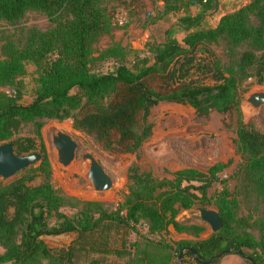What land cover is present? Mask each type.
Returning a JSON list of instances; mask_svg holds the SVG:
<instances>
[{
	"label": "trees",
	"instance_id": "trees-1",
	"mask_svg": "<svg viewBox=\"0 0 264 264\" xmlns=\"http://www.w3.org/2000/svg\"><path fill=\"white\" fill-rule=\"evenodd\" d=\"M156 1L162 2L165 13L180 15L162 31L158 42L146 43L147 56L134 51L128 62L127 53L116 43L93 55L92 44L110 36L119 25L103 0H0V21L16 24L33 12L51 24L43 32L32 29L17 44L6 37L0 46V88H9L0 91V143L10 142L18 155H38L34 167L31 163L7 181L0 178V264H73L81 258V264H129L131 244L124 234L136 233L141 221L146 229L143 238L149 241L167 233L168 227L175 232H200L201 226L187 225L176 216L196 201L207 203V188L215 181L222 186L214 200L221 227L201 241H176V253L189 247L201 261L212 259L209 264H219V257L213 256L227 248L263 264L264 220L256 224L236 218L232 210L235 191L229 192L224 180L216 176L229 162L214 163L204 171L177 169L171 179H157L131 165L123 200L112 211L99 210L95 216L87 207L75 214L64 213L67 201L50 183L40 141L41 122L35 119H69L71 128L100 150L137 157L153 125L148 119L150 108L158 102H173L189 106L196 117L210 111L233 113L232 144L241 157L235 171L238 193L264 200V130L243 122L239 109V95L245 90L241 84L247 79L256 84L263 81L264 0H246L205 28L200 26L202 10L192 15L190 7L216 0ZM173 27L182 32L179 41L171 33ZM218 44L224 63L211 47ZM105 59L114 61L111 71L92 70L93 62ZM26 64L34 66L35 78L31 101L23 104V85L17 78L25 73ZM207 76L210 84L202 81ZM24 121H34V136L15 135ZM34 179L37 183L31 184ZM251 225L258 226L259 241L240 232ZM59 234H73L74 242L54 252L40 240L43 235ZM107 254L121 262L108 263ZM182 259V263L201 264L188 251Z\"/></svg>",
	"mask_w": 264,
	"mask_h": 264
},
{
	"label": "rangeland",
	"instance_id": "rangeland-1",
	"mask_svg": "<svg viewBox=\"0 0 264 264\" xmlns=\"http://www.w3.org/2000/svg\"><path fill=\"white\" fill-rule=\"evenodd\" d=\"M105 4L112 8L114 20H121V24L110 36H102L97 42L92 44L93 55L108 47L112 43L118 44L126 53L130 62L134 51L139 56H147V42H158L162 31L171 27L179 12L165 13L162 2L156 0H123L124 4H117L114 0H103ZM128 2L132 4L127 7ZM246 0H216L214 4L201 7H190V13L196 14L202 10L201 27H212L217 22L220 15L235 10L242 6ZM51 24L45 16L38 13H27L16 24H9L0 21V46L5 38H9L14 43L23 41V35H27L32 29L43 32ZM171 33L178 41L182 32L172 28ZM215 53L224 63L221 45L211 46ZM112 59L96 60L91 64L93 71L109 72L113 69ZM25 73L17 79L21 81L23 96L21 103L26 104L31 101V93L34 86L35 68L32 64L24 66ZM202 81L210 84L209 77H204ZM245 89L240 93L239 109L241 118L246 122H251L259 130H264V104L259 106L254 112H249L247 108L240 104L246 96L252 92H264V76L261 84H256L253 79H247L240 86ZM0 91H9L7 87H1ZM148 119L153 123L149 137L142 143L138 156L130 153H106L100 150L86 136L73 130L70 120H55L48 118L35 119L40 121L39 128L40 141L44 148V153L49 165V179L52 187L61 194L67 201L62 208L67 215L77 213L81 207L89 208V213L96 215V212L103 210L112 211L121 202L126 193V171L131 165H136L139 171H148L157 179H171V172L181 168H194L204 171L208 166L220 162H229L226 167L216 172L219 180H224L229 192H234L235 206L232 207L234 216L245 217L248 222L253 220L260 222L264 220V200L244 198L238 193V182L235 171L241 161V157L235 152L232 139L235 137V117L233 113L220 114L210 111L205 117H196L193 110L182 104L173 102H158L150 108ZM34 121H24L20 124L16 136H34ZM61 131L68 134L77 144L76 155L66 166L60 165L56 160V152L51 145V132ZM36 143L38 140L35 138ZM90 153L102 167L103 171L110 178V186L104 191L93 189L90 181L86 177L88 162L81 159V154ZM33 164V165H32ZM30 165L34 167L37 162ZM29 166V165H28ZM13 177L4 179L5 181ZM34 179L31 184H36ZM193 184H198L193 182ZM222 188L219 182H213L207 188V203L196 201L189 209L180 211L176 219L187 224L201 226L200 232L192 229L185 232H175L170 227L165 234L153 237L152 241L144 239L145 224L141 221L137 226V232L127 231L124 237L128 244L130 253L129 264H175L176 251L175 242L179 240L190 243L201 241L207 238L212 231L208 225L199 217V209L207 208L216 211L214 203L215 193ZM92 202V205L84 203ZM240 232L248 233L254 240L259 241L261 232L257 225L246 226ZM113 237H117L113 235ZM112 237V238H113ZM40 240L47 248L66 249L74 242L73 234L43 235ZM158 242L167 244L162 247ZM109 246H113L110 241ZM2 249L0 248V252ZM244 251H247L244 249ZM143 253L144 258L138 260V254ZM82 252L79 253L81 255ZM89 254H91L89 252ZM78 258V255L76 256ZM108 263H120L113 255H105ZM145 259V262L143 261ZM188 258L185 257L186 262ZM264 259V253H263ZM180 264H186L185 262ZM83 259H75L73 264H81ZM70 263L67 264H71ZM8 264V263H4ZM219 264H246V261L235 253H226L219 257ZM264 264V261H263Z\"/></svg>",
	"mask_w": 264,
	"mask_h": 264
},
{
	"label": "water",
	"instance_id": "water-1",
	"mask_svg": "<svg viewBox=\"0 0 264 264\" xmlns=\"http://www.w3.org/2000/svg\"><path fill=\"white\" fill-rule=\"evenodd\" d=\"M263 104L264 92H252L246 96L240 105L247 108L249 112H254ZM242 121L246 122L243 119ZM50 135L51 145L56 152L57 162L62 166H66L76 155V142L68 134L61 131H52ZM37 159L38 155L34 153L21 155L14 153L12 151L11 144L8 141L0 143V178H9L20 169L27 167ZM81 159L88 162L86 177L90 181L93 189L96 191H104L108 189L110 186V178L103 171L102 167L94 159V157L90 153L84 152L81 154ZM198 212V217L208 225L212 232L217 231L221 227L220 219L215 210L200 208ZM184 251L190 252L192 258L201 264H209L212 260L209 259L207 261H201L197 258L191 248L182 247L177 252L175 264H180ZM226 253H231V250L227 248L220 250L213 256V258H218ZM236 254L246 260L249 264H254L248 256L242 254L240 251H236Z\"/></svg>",
	"mask_w": 264,
	"mask_h": 264
},
{
	"label": "crops",
	"instance_id": "crops-1",
	"mask_svg": "<svg viewBox=\"0 0 264 264\" xmlns=\"http://www.w3.org/2000/svg\"><path fill=\"white\" fill-rule=\"evenodd\" d=\"M169 229V227H168ZM138 258V260H141V258H144V254L143 253H140L136 256ZM120 261V259H118V262ZM145 262V259L143 260Z\"/></svg>",
	"mask_w": 264,
	"mask_h": 264
},
{
	"label": "built area",
	"instance_id": "built-area-1",
	"mask_svg": "<svg viewBox=\"0 0 264 264\" xmlns=\"http://www.w3.org/2000/svg\"><path fill=\"white\" fill-rule=\"evenodd\" d=\"M117 24H119V25L121 24V20H120V19H119V20H117Z\"/></svg>",
	"mask_w": 264,
	"mask_h": 264
}]
</instances>
